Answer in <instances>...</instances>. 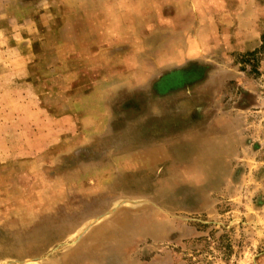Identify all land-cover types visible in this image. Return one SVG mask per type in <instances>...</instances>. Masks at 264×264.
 <instances>
[{
  "label": "rangeland",
  "instance_id": "1",
  "mask_svg": "<svg viewBox=\"0 0 264 264\" xmlns=\"http://www.w3.org/2000/svg\"><path fill=\"white\" fill-rule=\"evenodd\" d=\"M158 144L190 189L92 186ZM0 264H264V0H0Z\"/></svg>",
  "mask_w": 264,
  "mask_h": 264
},
{
  "label": "crops",
  "instance_id": "2",
  "mask_svg": "<svg viewBox=\"0 0 264 264\" xmlns=\"http://www.w3.org/2000/svg\"><path fill=\"white\" fill-rule=\"evenodd\" d=\"M170 153L171 151L168 146L163 144H158L148 148H137L136 150H131L130 152H120L115 156H111L109 166L106 165L105 167L101 168L97 166L92 168V171H94V175L92 176V186L96 187L95 182L99 181V179H102L101 185H104L105 187L102 192L105 193L110 191V187L113 184H117L121 179L142 175L144 173H153L156 176L165 177V179L172 178L175 181L173 182V185L177 186V190H187L190 186L194 185L193 181H191L192 174L187 167V163L184 164L183 162L179 163L173 161ZM190 177L191 179H189ZM204 183L205 182L202 181V184ZM97 188L98 187H96V190H98ZM191 191L193 192V194H195L193 189H191ZM129 195L130 194H128V197H125V193H122L120 197L116 198H124L127 201L134 202L131 203L132 205L126 206V208L129 209L128 212L136 209L139 204H142L146 201H142V198H136V194H132L133 196ZM116 199H110L108 205H111ZM107 210L108 208L105 211L98 212L90 217L92 218L98 217L99 215H106L107 213H104L107 212ZM115 211L116 210H114L111 214H113ZM182 211L185 212L187 210L184 209ZM111 214L103 217L102 219L107 218ZM158 215V212H144L135 214L133 216V223L131 221V226L133 225V231L135 232L136 236H140L144 229H148L144 227L145 225L153 226L155 224L157 227L158 235L159 233L160 235H163L168 231L172 232L175 230V225L173 224V222H175V218L171 217V214L162 213V215ZM169 222H171L172 224L171 228H166V225L168 226ZM80 229L81 228H79L78 231H80ZM87 229H84L78 237H75V235H73L74 237L72 236V238L74 239L72 240V243H75L77 240H79L80 237H82L84 231ZM107 236V238L110 239L112 238L113 234L110 232Z\"/></svg>",
  "mask_w": 264,
  "mask_h": 264
},
{
  "label": "bare ground",
  "instance_id": "3",
  "mask_svg": "<svg viewBox=\"0 0 264 264\" xmlns=\"http://www.w3.org/2000/svg\"><path fill=\"white\" fill-rule=\"evenodd\" d=\"M131 203L134 202L127 201L124 198L116 199L111 205H109L107 212L104 213V214L107 213L106 215H99L98 217H92L90 220L86 219L85 221H83L84 223L81 225L80 231H77V233H75V237H78L84 229H87L94 223H98L103 217H106L107 215L111 214L117 208L124 205L130 206L132 205Z\"/></svg>",
  "mask_w": 264,
  "mask_h": 264
}]
</instances>
